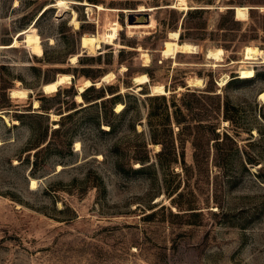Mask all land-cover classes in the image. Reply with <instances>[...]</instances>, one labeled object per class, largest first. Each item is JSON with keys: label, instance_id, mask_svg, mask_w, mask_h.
I'll return each instance as SVG.
<instances>
[{"label": "rangeland", "instance_id": "obj_1", "mask_svg": "<svg viewBox=\"0 0 264 264\" xmlns=\"http://www.w3.org/2000/svg\"><path fill=\"white\" fill-rule=\"evenodd\" d=\"M57 1L0 0V264H264V53L238 63L247 47L264 52V0H187L186 12L177 0H65L63 13ZM240 6L248 20L224 16ZM141 8L155 27L131 36ZM113 21V44L83 50ZM33 26L40 56L22 36ZM172 32L194 53L163 57ZM216 48L217 67L206 58ZM110 73L77 103L78 86ZM60 75L73 84L43 94ZM154 85L168 94L151 96Z\"/></svg>", "mask_w": 264, "mask_h": 264}, {"label": "bare ground", "instance_id": "obj_2", "mask_svg": "<svg viewBox=\"0 0 264 264\" xmlns=\"http://www.w3.org/2000/svg\"><path fill=\"white\" fill-rule=\"evenodd\" d=\"M86 5V4H85ZM87 6V5H86ZM52 8H56L59 10V13H63L67 9H69V4L65 0H58L55 5ZM175 8L178 11L186 12L190 10L189 5L187 3V0H177ZM238 13V17L236 20L238 21H245L249 19V8L248 7H235ZM99 11H106V12H114V13H120L118 10H108L105 9L102 6H98ZM91 9L89 8L88 11ZM73 11V10H72ZM71 11V12H72ZM152 10H145L144 8H141L136 14L137 16L131 17V21L133 22L130 24L128 23V29L130 30V35L134 36L136 33H141V31L153 29L154 22L152 21L150 24H148V21L142 17L144 13L151 12ZM135 20V21H134ZM72 24L75 26V28H79V23L77 22V14L73 13V21ZM123 30V26L120 24L119 21H113L111 23H108V25L105 27V30L103 32V36L101 35H89L85 34L82 37L81 45L83 50L89 51V53H96L97 49H101L102 45L104 44H113L115 40L118 38L120 32ZM135 31V32H133ZM142 33V34H143ZM26 36V39L24 41V44L31 49L32 53L35 55H42V47H41V40L39 35L36 32L35 26L30 27L28 30L24 31L22 33V36ZM20 36V37H22ZM169 42L165 44V50L163 51V57L173 59L175 60L178 54H192L196 50L195 47H193L190 44L187 43H180V33L179 32H172L169 36ZM20 42L17 39L14 42L13 47L18 48L20 47ZM263 51L259 49L258 47H247L244 54V59L238 63L240 64H254L258 61L263 59ZM223 55L224 51L221 48L216 49H210L206 53V58L215 62L216 65H212L217 67V64L223 62ZM143 63L145 67H148L151 64L150 56L146 53L143 54ZM78 62V58L74 57L72 59V63L76 64ZM237 63V62H233ZM210 65V64H209ZM240 78L243 80L248 79H254L256 74L255 71L252 68H248L246 66L242 67L239 70ZM116 79L115 74L110 73L106 75L102 80L96 84H94L91 80L84 81L80 86H78V95L76 96V101L79 104H85V101L82 97V95L91 87H97L99 88L102 83H111ZM74 77L71 75H60L57 77L55 81H52L50 83H47L42 86V93L49 96L57 94L60 89L64 86L72 85L73 84ZM149 82V78L147 75H141L138 77H135L133 79L134 88L135 91L140 92L142 90L141 86L145 83ZM203 81L201 79H190L188 87H202ZM126 90L122 93H124ZM33 92L31 90H12L10 92V97L13 99H27L30 94ZM168 94L167 89L163 85H154L151 86V96H165ZM260 101L264 102V91L259 94ZM39 107V103L37 101L34 102V108L37 109ZM116 113H120L124 106L123 104H118L116 106ZM123 112V111H122ZM0 117L4 118L3 113H0ZM59 116L52 115L53 120H57ZM8 121V120H7ZM17 123V122H16ZM10 124V123H9ZM76 150H81V144L76 143L75 145ZM36 183L35 181H32V188L34 189Z\"/></svg>", "mask_w": 264, "mask_h": 264}, {"label": "trees", "instance_id": "obj_3", "mask_svg": "<svg viewBox=\"0 0 264 264\" xmlns=\"http://www.w3.org/2000/svg\"><path fill=\"white\" fill-rule=\"evenodd\" d=\"M229 11H230V10H228V12L224 15L225 17L228 16V15L230 16V12H229ZM253 13H254V12H253V10H252V12H251V17H252V18H253ZM231 18H232V17H231ZM232 19H233V18H232ZM180 43H181V42H180ZM99 82H100V81H99ZM93 83H94V82H93ZM97 83H98V82H97ZM94 84H96V83H94ZM91 88H92V87H91ZM89 89H90V88H89ZM89 89H88V90H89ZM88 90H87V91H88ZM87 91H86V92H87ZM59 92H60V91H59ZM59 92H58V93H59ZM82 97H83V95H82ZM83 99H84V97H83ZM84 101H85V100H84ZM85 103H86V102H85ZM112 131H113V127H111V126H110V129H109L108 131H102V130H101V132H104V133H111Z\"/></svg>", "mask_w": 264, "mask_h": 264}, {"label": "water", "instance_id": "obj_4", "mask_svg": "<svg viewBox=\"0 0 264 264\" xmlns=\"http://www.w3.org/2000/svg\"><path fill=\"white\" fill-rule=\"evenodd\" d=\"M227 10H231V11H234V17L237 18L238 17V13H237V10L235 7H230L228 8ZM250 10H253V8H251Z\"/></svg>", "mask_w": 264, "mask_h": 264}]
</instances>
